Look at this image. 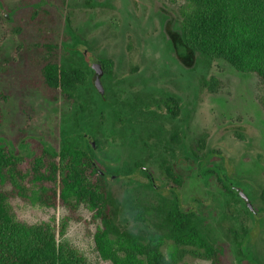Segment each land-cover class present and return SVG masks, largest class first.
Segmentation results:
<instances>
[{"label":"rangeland","instance_id":"rangeland-1","mask_svg":"<svg viewBox=\"0 0 264 264\" xmlns=\"http://www.w3.org/2000/svg\"><path fill=\"white\" fill-rule=\"evenodd\" d=\"M185 3L0 0V139L25 156L21 167L27 168L42 147L57 151L63 135L74 129L67 117L74 106L41 77L48 56L44 43L59 45L54 59L73 56L87 68L100 60L107 103L86 85L96 103L87 128L99 141L101 165L115 174L106 179L114 223L135 233L160 232L175 190L227 264H264L263 88L254 73L239 72L223 59L197 54L189 64L187 56L176 53L168 31L181 28ZM161 7L174 17L171 28L164 27ZM212 77L217 79L214 90L202 84ZM79 93L85 94L83 89ZM167 95L179 100L176 116L161 103ZM140 101L148 103L142 112ZM174 132L177 142L171 140ZM162 160L181 174L177 189ZM238 191L248 196L251 209ZM10 205L20 223L50 225L58 246L81 253L90 264H111L94 249L92 209L84 203L75 210L78 219L61 205L48 208L17 199ZM135 207L143 221L134 219ZM244 229L239 242L235 234ZM162 249L167 254L172 241L164 240ZM178 264L211 263L186 255Z\"/></svg>","mask_w":264,"mask_h":264},{"label":"trees","instance_id":"trees-1","mask_svg":"<svg viewBox=\"0 0 264 264\" xmlns=\"http://www.w3.org/2000/svg\"><path fill=\"white\" fill-rule=\"evenodd\" d=\"M181 17L179 34H174L171 42L176 53L187 56L189 64L199 54L223 59L239 72L254 73L263 88L259 102L264 109V0H186ZM42 46L48 56L40 68L41 77L47 87L59 91L74 106L67 115L74 129L63 135L57 151L42 147L28 160L27 168L21 167L25 156L0 139V264H90L81 253L58 246L50 225L20 223L10 205L16 199L48 208L65 206L76 219L80 218L75 213L77 205H87L95 224L91 234L94 249L111 264H178L186 255L227 264L203 232L196 213L182 207L175 190L160 232L135 233L114 223L106 194L107 172L96 157L99 141L87 128L93 124L96 103L90 93L88 97L80 94L78 101V87L87 80L85 63L73 56L54 59L59 45ZM202 84L214 90L217 79ZM140 102L139 111L148 108V103ZM178 103L177 98L168 96L167 106L178 108ZM1 117L0 111V123ZM116 117L123 122L119 113ZM171 140H179L176 132ZM203 142L200 138L199 147ZM162 162L166 177L177 189L182 184L181 174L172 164ZM260 199L264 203V190ZM134 209V219L143 221L142 211ZM245 233L244 229L243 234H235L239 242ZM164 240L172 241L167 254L162 249Z\"/></svg>","mask_w":264,"mask_h":264},{"label":"flooded vegetation","instance_id":"flooded-vegetation-1","mask_svg":"<svg viewBox=\"0 0 264 264\" xmlns=\"http://www.w3.org/2000/svg\"><path fill=\"white\" fill-rule=\"evenodd\" d=\"M161 10V12L164 14V16H165V22H164V27H166V25L168 26V27H172V25H173V23H174V17H169V15L167 14V11L165 12L163 9H162V7L160 8ZM170 34H169V36L171 37V38H173L172 36L174 35V34H179L178 33V31L177 30H175V29H173V28H171V32L170 31H168ZM100 62V65H101V74L99 75V80H100V83H101V87H102V92H100L97 88H96V86H95V79H96V74H95V71H94V69L92 68V66H91V64L93 63V62ZM97 61H93V62H91L90 63V65H88V68H87V66H86V64H85V66H84V68H85V70H86V74H87V80H86V83L84 84V85H80V87H78V90H77V94H78V101L80 100L79 99V95H80V89H83V91L85 92V97H88V95H89V93H90V91H89V89L87 88V84H90L91 86H92V89L98 94V96L100 97V100L102 101V102H104L105 104L107 103L106 102V91H107V89H106V87L104 86V82H103V78H104V76H105V69L103 68V65H102V63H101V61L100 60H97ZM91 94V93H90ZM168 96H172V95H167L166 97H165V99H164V101H161V103H162V105L167 109V111L172 115V116H176L177 114H178V112H179V106H178V108H174V106H172L173 104H171V106H167V104H166V102H167V98H168ZM176 98V97H175ZM178 102H179V100H178ZM157 105V104H156ZM178 105H179V103H178ZM144 111V110H143ZM152 132H153V130L152 129H150L149 130V136H151V135H153L152 134ZM90 141H92L91 139H89ZM95 151H96V153H97V148H95ZM96 157H97V155H96ZM98 158V157H97ZM99 159V158H98ZM104 168V167H103ZM141 168V167H140ZM105 170H106V172H107V176L109 175V174H111V176H114L115 174H113L112 172H110L108 169H106V168H104ZM141 170L146 174V176L152 181L153 180V177H152V175L149 173V171H147L145 168H141ZM239 192V191H238ZM240 195V194H239ZM241 197V196H240ZM242 198V197H241ZM243 199V198H242ZM244 200V199H243ZM245 204H246V202H245ZM247 206V205H246ZM249 208V207H248ZM249 209H251V208H249Z\"/></svg>","mask_w":264,"mask_h":264},{"label":"water","instance_id":"water-1","mask_svg":"<svg viewBox=\"0 0 264 264\" xmlns=\"http://www.w3.org/2000/svg\"><path fill=\"white\" fill-rule=\"evenodd\" d=\"M91 66L94 69L95 74H96L95 86L100 92H102V87H101V83H100V80H99V75L101 74L100 62H98V61L97 62H93L91 64ZM239 194L245 200L247 207L251 208V203L249 201L248 196L243 191H239Z\"/></svg>","mask_w":264,"mask_h":264}]
</instances>
